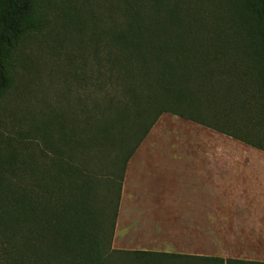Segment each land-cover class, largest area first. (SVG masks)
Returning a JSON list of instances; mask_svg holds the SVG:
<instances>
[{
  "label": "trees",
  "instance_id": "1",
  "mask_svg": "<svg viewBox=\"0 0 264 264\" xmlns=\"http://www.w3.org/2000/svg\"><path fill=\"white\" fill-rule=\"evenodd\" d=\"M221 3L243 34L238 40L218 39L192 24L190 0L118 1L117 21L95 48L97 57L100 50L107 54L109 76L97 83L104 101L83 119L57 122L43 137L55 192H65L53 205L10 184L0 138V221L15 224V264H264L112 247L128 163L163 115L264 151L248 139L247 125L241 131L231 121L241 113L264 120V0ZM39 5L0 0V102L13 85L15 52L43 30ZM240 55L246 76L259 82L254 90L221 83L220 65H236Z\"/></svg>",
  "mask_w": 264,
  "mask_h": 264
},
{
  "label": "rangeland",
  "instance_id": "2",
  "mask_svg": "<svg viewBox=\"0 0 264 264\" xmlns=\"http://www.w3.org/2000/svg\"><path fill=\"white\" fill-rule=\"evenodd\" d=\"M118 1L40 0L43 30L27 36L11 61L13 85L0 102V138L6 155V177L16 189H27L35 199L42 197L41 200L51 205L65 192H55L58 186L52 176L51 155L44 156L41 152L47 150L43 137L57 122L83 119L85 111L93 110L96 103L104 101L97 83L109 76L103 68L107 54L100 50L97 57L95 48L117 21ZM221 1L190 0L191 22L214 33L218 39L238 40L243 34ZM239 60L236 65L226 61L220 65L224 72L221 83L245 84L246 89H256L253 83L259 82L246 76L242 55ZM248 115L232 116L231 121L237 123L241 131L245 130L244 124L247 125L248 139L264 146V120L251 119ZM241 131L237 134L245 137ZM191 159L264 160V151L216 130L165 114L129 161L125 178L127 172L129 177L138 170L133 167L139 161H147L150 166L151 162ZM163 183L169 184V180ZM124 184L125 180L123 188ZM185 185L176 183L177 188ZM125 204L122 191L119 210L124 209ZM227 206L232 209L241 204L229 200ZM4 208H0V219ZM122 212L125 214V209ZM235 220V215L229 216L224 231L212 233L208 242L200 238L191 240L200 245L206 243L200 248L191 247V254L264 261V233L238 227ZM11 222L10 219L6 223L0 221V264H15V224L10 225ZM212 235H217V239ZM119 239L116 245L113 239V249L129 251Z\"/></svg>",
  "mask_w": 264,
  "mask_h": 264
},
{
  "label": "crops",
  "instance_id": "3",
  "mask_svg": "<svg viewBox=\"0 0 264 264\" xmlns=\"http://www.w3.org/2000/svg\"><path fill=\"white\" fill-rule=\"evenodd\" d=\"M148 163H135L133 168L138 170L132 176L128 177L127 172L123 188L125 214L121 208L115 245L120 238L119 243L129 251L191 256V247L206 245L191 240L208 242L212 233L224 231L228 217L233 215L236 226L264 233V160ZM163 180H169V184ZM179 181L186 185L177 188ZM229 200L241 206L229 209Z\"/></svg>",
  "mask_w": 264,
  "mask_h": 264
}]
</instances>
